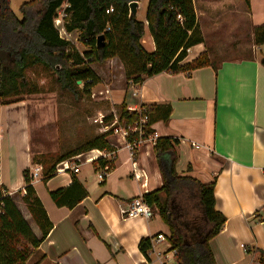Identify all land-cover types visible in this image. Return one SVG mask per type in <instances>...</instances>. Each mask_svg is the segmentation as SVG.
Instances as JSON below:
<instances>
[{"label":"crops","instance_id":"1","mask_svg":"<svg viewBox=\"0 0 264 264\" xmlns=\"http://www.w3.org/2000/svg\"><path fill=\"white\" fill-rule=\"evenodd\" d=\"M259 1L249 0L247 7L243 0H192L203 43L189 48L180 65L190 64L204 53L209 65L189 73L164 72L144 78L131 100L135 107L169 104L167 122L152 126L155 137L178 140V174L204 184L214 181L215 209L225 218L219 233L209 240L216 264H260V253L264 254V67L260 63L264 45L253 42V28L260 23L252 24L251 12L252 4ZM147 2H137L135 17L140 9H146ZM257 14L264 20V4ZM70 34L75 44L77 32ZM142 42L146 51H154L147 29ZM117 61L113 58L104 64L113 67ZM95 66L91 68L101 84L102 76ZM116 67L122 70L121 64ZM119 77L126 84L124 73ZM28 128L25 100L0 102V132H7L8 158L4 172L0 145V184L9 196L18 194L21 198L23 171L28 169L30 176L37 170L38 177L31 184L52 225L33 254L43 256L37 264H163L153 252L144 255L139 250L142 238L150 240L157 234L168 238L160 216L155 213L150 220L127 219L122 213L143 193L140 182L132 176L126 150L117 152L102 182L96 176L102 160L80 163L78 173L55 172L42 180L41 166L32 163ZM145 150L141 148L137 155L149 174L146 189L151 192L161 187L162 178L152 146L149 157ZM90 170L98 186L89 185ZM59 189L67 190L63 204L85 196L71 208L59 207L49 195ZM155 250L165 252L166 264H177L166 242L156 244Z\"/></svg>","mask_w":264,"mask_h":264},{"label":"trees","instance_id":"2","mask_svg":"<svg viewBox=\"0 0 264 264\" xmlns=\"http://www.w3.org/2000/svg\"><path fill=\"white\" fill-rule=\"evenodd\" d=\"M141 0H30L24 2L18 19L10 8V0H0V102L19 101L20 95L37 92L30 84L27 73L41 68L48 72L60 88L73 96H90L91 89L100 83L91 65H102L118 58L123 65L126 83L140 85L144 78L160 73H189L208 66L206 53L190 64L180 65L187 51L203 43L196 26L192 0H148L144 21L130 14L129 4ZM249 7V0H243ZM66 5L64 19L66 32H77V42L84 47L81 52L71 41L60 37L54 25L57 11ZM112 12L106 14V10ZM147 29L154 43V51L148 52L142 45ZM103 36L102 43L97 42ZM253 42L264 45V24L253 28ZM264 67V56L260 59ZM77 83L83 85L79 88ZM147 116L146 133L154 134L152 126L158 121L167 122L171 113L169 104L141 106ZM139 120L136 112H128L122 102L119 122L123 127L133 126ZM110 133L96 135L79 149L67 154L32 159L42 166V180L55 173V166L78 154L107 149ZM178 140L158 137L153 154L159 169L162 185L143 196L168 227V241L175 251L177 264H216L209 240L217 235L225 218L215 209L214 181L201 183L190 175L176 171ZM24 195L21 201L37 225L40 236L36 237L18 209L14 196L0 184V264H26L45 239L52 225L37 198L28 169L23 171ZM76 182L73 179V184ZM67 190L50 192L52 201L59 207L71 208L73 203L63 204ZM16 195V194H15ZM176 197L181 203H176ZM179 201V202H180ZM26 242L19 250L17 245ZM139 250L145 255L150 250L148 238L139 242ZM43 257V256H42ZM39 257L34 264H37ZM260 264L264 254L260 253Z\"/></svg>","mask_w":264,"mask_h":264},{"label":"rangeland","instance_id":"3","mask_svg":"<svg viewBox=\"0 0 264 264\" xmlns=\"http://www.w3.org/2000/svg\"><path fill=\"white\" fill-rule=\"evenodd\" d=\"M28 1L30 0H10V8L18 19L21 18L19 12L20 6ZM259 2L260 4L256 2L252 4V24L260 23L262 25L264 20L257 12L263 10L264 1L260 0ZM247 10L248 8L244 6V11L247 12ZM144 13L145 9L143 7L136 18L144 21ZM245 41L246 39L244 38ZM75 44L79 51H84V47L81 44L78 42ZM118 64L122 65L120 60L117 61L116 66ZM100 66V68L97 65L95 67L97 72L102 76V83L91 89V93H96L95 98L86 95L75 97L69 94L60 88L52 75L41 68L28 71L27 78L30 84L36 86L37 92L30 95H20L18 99L27 102L30 151L35 160L41 162L43 158L48 157L55 159L57 156L81 148L86 144L87 140L96 135L107 132L112 134L115 129L123 127L119 122L121 100L123 97L125 99L129 95V91L126 89L127 83L125 84L124 80H121L119 77L120 73H123V65L122 70L117 68L115 64L113 67L111 65L106 66L105 64ZM77 84L79 88L83 87L81 83ZM106 89L111 91L108 95L109 101L104 100V95L98 96V92ZM122 89H124V94L122 93ZM0 136L3 137H0V145L3 146L1 167H5L3 169L5 172L8 162L7 153L5 152L7 132H0ZM122 154L126 155V152L123 150ZM87 168L89 169V167ZM96 180L95 174L90 170L88 174L89 185L91 187L92 185L98 186V181ZM149 189H152L151 184ZM17 195H14V200L20 208L18 209L28 222L31 230L36 231L40 236L37 225L27 211L25 204L21 201L20 196L18 197ZM179 201L180 198L176 197V203H181ZM158 223H161V221L158 220ZM162 228L168 233L167 225L163 224ZM25 245L26 242L22 241L21 244L17 245V248L22 250L25 248ZM37 258V255H32L27 260V264H33Z\"/></svg>","mask_w":264,"mask_h":264},{"label":"built area","instance_id":"4","mask_svg":"<svg viewBox=\"0 0 264 264\" xmlns=\"http://www.w3.org/2000/svg\"><path fill=\"white\" fill-rule=\"evenodd\" d=\"M66 5H63L58 11L57 16L54 19V25L59 32L61 38L71 41L70 33L66 32L64 29V19L67 15L64 12ZM112 8L106 10V14L111 13ZM78 37V33H77ZM77 40V38H76ZM75 40V41H76ZM73 43V42H72ZM140 85L129 81L127 83L126 89L129 91V95L124 99V103L126 104V110L128 112H136L139 115V120L133 126L120 127L114 130L112 134L108 137V145L107 149H93L84 154H79L70 159H66L57 164L55 167V172H65L71 171L72 173H78L79 164L82 162H95L102 160L104 163L100 168V171L97 173V179L102 182L105 179L106 173L110 170L111 164L116 158V154L120 149H125L128 155V159L131 162V172L135 181L140 182V186L143 188V193L139 196L133 198V200L129 203V205L123 208L122 213L127 219H135L142 218L146 220H150L153 218L155 211L145 203L143 196L148 193L147 183L149 179V174L146 168L139 162L138 160V152L141 148H145V155L149 157V148L155 144V134L148 135L146 133V123L147 116L143 114V110L141 106L135 107L131 100L134 99L138 94V87ZM110 91L108 89L104 91L98 92V96L104 95V100L109 101L110 98L108 95ZM92 98L96 97V93H90ZM117 120V119H116ZM39 169H42L40 167ZM38 177V171L35 170L30 175V178L33 180ZM166 242L169 246V249L173 252L175 256V251L171 249V244L163 234H157L154 238L149 240L150 243V252H153L157 259L164 261L163 264L168 262L165 252H160L155 250V246L158 243Z\"/></svg>","mask_w":264,"mask_h":264},{"label":"water","instance_id":"5","mask_svg":"<svg viewBox=\"0 0 264 264\" xmlns=\"http://www.w3.org/2000/svg\"><path fill=\"white\" fill-rule=\"evenodd\" d=\"M136 7H137V2H132L129 4V10L131 15H135ZM102 41H103V36L102 35L98 36L97 42L102 43Z\"/></svg>","mask_w":264,"mask_h":264}]
</instances>
